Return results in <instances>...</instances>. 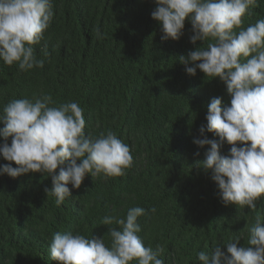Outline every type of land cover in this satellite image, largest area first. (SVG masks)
Returning <instances> with one entry per match:
<instances>
[{"label":"trees","instance_id":"1","mask_svg":"<svg viewBox=\"0 0 264 264\" xmlns=\"http://www.w3.org/2000/svg\"><path fill=\"white\" fill-rule=\"evenodd\" d=\"M53 6V21L33 46L43 68L24 72L0 61V113L12 99L42 94H51L57 105L75 101L84 109L86 135L113 131L129 146L133 165L114 178L86 174L59 207L44 191L51 187L47 174L0 175V264H59L49 249L55 232L110 243L108 229L119 226L101 219L126 218L136 206L156 209L138 218L139 235L146 247L162 248L164 264H200L199 251L232 237L247 246L248 227L264 215V197L255 211L224 205L211 173L198 165L210 146L193 143L207 123L211 98L221 97L223 104L231 98L219 78L199 69L189 75L178 61L207 44L190 42L187 20L180 40H162L151 16L154 0H53ZM250 11L243 27L264 19V0ZM229 148L225 144L222 154Z\"/></svg>","mask_w":264,"mask_h":264},{"label":"clouds","instance_id":"2","mask_svg":"<svg viewBox=\"0 0 264 264\" xmlns=\"http://www.w3.org/2000/svg\"><path fill=\"white\" fill-rule=\"evenodd\" d=\"M154 4L151 16L161 26L162 40H180L187 20L190 42L207 44L178 56L185 72L195 76L199 69L205 77L219 78L231 97L229 104L213 97L206 105L207 123L200 126L193 143L210 147L198 165L211 173L224 205L255 211L264 197V19L242 25L259 0H154ZM53 7V0H0V61L24 72L43 68L44 60L37 58L33 46L44 39ZM97 37L102 38L99 31ZM0 124V156L8 161L0 165V175L47 174L51 187L44 191L55 197L58 207L73 197L72 189L81 187L86 174L114 178L133 165L129 146L113 131L86 135L84 109L75 101L57 105L51 94L12 99L0 113ZM225 144L230 148L222 154ZM148 211L156 209L136 206L128 209L126 218L104 216L101 224L119 226L108 229L110 243L104 237L55 232L49 244L51 259L59 264H164L159 258L162 248L146 247L139 235L138 218ZM248 233L247 246H238L240 237H232L211 251H199L198 261L264 264V215L255 216Z\"/></svg>","mask_w":264,"mask_h":264}]
</instances>
